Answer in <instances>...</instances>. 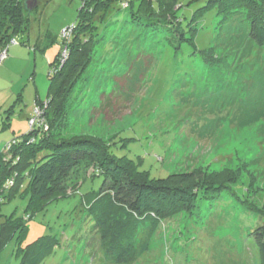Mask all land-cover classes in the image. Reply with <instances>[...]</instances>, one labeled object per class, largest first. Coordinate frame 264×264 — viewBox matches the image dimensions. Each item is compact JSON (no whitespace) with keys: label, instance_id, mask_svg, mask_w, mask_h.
<instances>
[{"label":"rangeland","instance_id":"obj_1","mask_svg":"<svg viewBox=\"0 0 264 264\" xmlns=\"http://www.w3.org/2000/svg\"><path fill=\"white\" fill-rule=\"evenodd\" d=\"M180 1L184 41L166 35L161 25L152 28L144 16L131 19L116 2L105 21H93L98 35L91 61L55 115L52 131L65 139L86 135L110 143L112 157L130 160L147 179L188 170L207 178L192 210L159 222L150 251L135 264H259L250 232L264 220V48L249 39L240 11L221 19L205 0ZM81 2L36 1L29 29L3 50L0 152L29 130L36 99H46L49 62ZM212 46L214 57L204 59L200 52ZM211 178L218 181L215 190ZM102 180L87 176L72 194L48 201L28 220L22 188L5 199L0 215L21 219L26 227L0 250V264H22L18 246L43 235L56 245L40 264H110L92 243L93 222L85 213Z\"/></svg>","mask_w":264,"mask_h":264},{"label":"trees","instance_id":"obj_2","mask_svg":"<svg viewBox=\"0 0 264 264\" xmlns=\"http://www.w3.org/2000/svg\"><path fill=\"white\" fill-rule=\"evenodd\" d=\"M28 1L0 0V17L6 24L0 29V50H5L10 42L16 41L15 36L29 29L31 12L37 9V3ZM114 2L129 10L131 19L144 16L152 28L161 25L166 35L178 37L177 41L186 40L178 30L180 0H82L75 22L69 25L72 26L69 37H60L59 50L49 62L47 97L35 101V106L43 109L41 120L7 142L0 152V204L17 196L22 188L21 196H28L24 217L28 220L48 201L72 194L71 190H77L87 176L101 175L99 190L85 203L86 216L93 222L92 243L100 257L110 264H135L150 251L151 237L159 222L192 210L206 177L188 170L147 179L130 160L112 157L110 143L86 135L65 139L52 131L55 115L60 113L71 87L91 61L93 41L98 35L93 34L91 24L98 18L105 21ZM205 5L214 7L221 19L235 18L240 11L249 24V39L264 48V0H205ZM213 51L212 46L200 53L204 59H211ZM97 109L93 106V111ZM41 151L43 155L38 157ZM205 176L209 175L205 172ZM209 180L215 183L212 189H217L218 181ZM25 227L21 219L1 214L0 250L17 230L21 233ZM250 234L259 264H264V220ZM55 245V238L43 235L18 246L16 254L22 264H40Z\"/></svg>","mask_w":264,"mask_h":264},{"label":"built area","instance_id":"obj_3","mask_svg":"<svg viewBox=\"0 0 264 264\" xmlns=\"http://www.w3.org/2000/svg\"><path fill=\"white\" fill-rule=\"evenodd\" d=\"M72 30V26L65 27L61 30V38H67L69 37ZM63 56H65V52L62 53ZM5 55V52L3 51L0 54V59ZM64 60V57L62 58ZM43 113V109L40 106H37L35 108L34 116L29 119V125L34 124L35 122H38L41 120L40 115ZM12 183V182H11Z\"/></svg>","mask_w":264,"mask_h":264},{"label":"flooded vegetation","instance_id":"obj_4","mask_svg":"<svg viewBox=\"0 0 264 264\" xmlns=\"http://www.w3.org/2000/svg\"><path fill=\"white\" fill-rule=\"evenodd\" d=\"M37 0H33V3L36 2Z\"/></svg>","mask_w":264,"mask_h":264}]
</instances>
